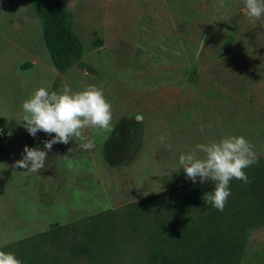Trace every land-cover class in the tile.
<instances>
[{
    "label": "rangeland",
    "instance_id": "1",
    "mask_svg": "<svg viewBox=\"0 0 264 264\" xmlns=\"http://www.w3.org/2000/svg\"><path fill=\"white\" fill-rule=\"evenodd\" d=\"M62 1L82 54L59 71L33 2L0 0V250L22 264H129L130 243L90 260L69 250L75 231L66 240L54 226L110 210L122 228L129 203L164 192L183 199L192 186L212 191V182L187 178L179 156L228 135L254 145L258 162L245 172L264 182V16L250 21L243 0ZM64 84L102 87L112 131L88 128L83 139L53 145L40 172L13 168L25 145L46 151L52 138L29 135L22 102ZM88 140L91 150L81 147ZM248 195L228 198L221 214L196 210L201 218L191 221L198 237L220 229L218 252L234 247V264H264V192Z\"/></svg>",
    "mask_w": 264,
    "mask_h": 264
},
{
    "label": "trees",
    "instance_id": "2",
    "mask_svg": "<svg viewBox=\"0 0 264 264\" xmlns=\"http://www.w3.org/2000/svg\"><path fill=\"white\" fill-rule=\"evenodd\" d=\"M41 13L44 26L45 47L54 67L63 71L82 54V44L70 28L67 11L62 0H31ZM250 183L233 179L231 195L245 196L249 192L255 196L263 195L264 182L261 173L248 175ZM244 188L247 190L245 191ZM204 193L192 186L190 193L183 199H171V192L154 194L145 200L127 204L119 213L122 228L112 224L115 213L110 210L89 216L81 222L55 225V232L65 229V239L69 231H75L67 245L75 256L95 260L104 253L116 249L117 245L128 242L134 247L129 264H234L236 250L219 251L221 230L210 229L195 235L196 210L221 214L202 199ZM192 212V215H191ZM191 215V216H190ZM199 213L195 219H200ZM120 240L117 242V240ZM66 243L61 241V244ZM234 248V249H233ZM212 251V252H210Z\"/></svg>",
    "mask_w": 264,
    "mask_h": 264
},
{
    "label": "clouds",
    "instance_id": "3",
    "mask_svg": "<svg viewBox=\"0 0 264 264\" xmlns=\"http://www.w3.org/2000/svg\"><path fill=\"white\" fill-rule=\"evenodd\" d=\"M243 5L250 21L255 22L264 16V0H243ZM21 107V124L30 136L35 138L38 132H43L52 137L43 141L46 151L24 146L22 158L16 160L12 167L26 172H40L45 168L53 145H67L73 138L83 139L84 129H95L99 134L112 131V105L102 87L96 85L90 84L76 92L68 84H64L61 91L39 87L22 102ZM135 119L137 123L141 121L139 116ZM200 130L203 131V128ZM81 147L91 150L95 144L93 140H88ZM257 162L254 145L238 135L198 143L194 149L179 156V165L194 184L197 179L201 184L213 183V190L204 193L202 199L221 212L231 195L230 182L235 179L250 183L245 169ZM0 264L22 262L14 253L0 250Z\"/></svg>",
    "mask_w": 264,
    "mask_h": 264
}]
</instances>
